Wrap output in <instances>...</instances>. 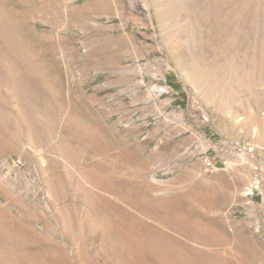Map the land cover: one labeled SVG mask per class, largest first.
<instances>
[{
  "label": "rangeland",
  "instance_id": "1",
  "mask_svg": "<svg viewBox=\"0 0 264 264\" xmlns=\"http://www.w3.org/2000/svg\"><path fill=\"white\" fill-rule=\"evenodd\" d=\"M0 264H264V0H0Z\"/></svg>",
  "mask_w": 264,
  "mask_h": 264
},
{
  "label": "built area",
  "instance_id": "2",
  "mask_svg": "<svg viewBox=\"0 0 264 264\" xmlns=\"http://www.w3.org/2000/svg\"><path fill=\"white\" fill-rule=\"evenodd\" d=\"M156 90L158 91V93L163 96V95H173V93H175L172 88L168 85H163V86H157L155 85ZM203 166L205 169L208 170H216V173L219 171L216 166L214 165V163L208 159V158H204L203 159Z\"/></svg>",
  "mask_w": 264,
  "mask_h": 264
},
{
  "label": "bare ground",
  "instance_id": "3",
  "mask_svg": "<svg viewBox=\"0 0 264 264\" xmlns=\"http://www.w3.org/2000/svg\"><path fill=\"white\" fill-rule=\"evenodd\" d=\"M214 171V170H213ZM258 183V182H257Z\"/></svg>",
  "mask_w": 264,
  "mask_h": 264
}]
</instances>
